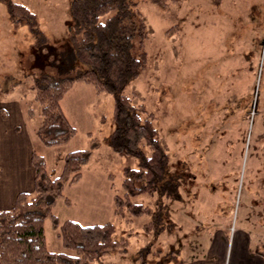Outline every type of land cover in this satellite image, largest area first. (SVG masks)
<instances>
[{
    "label": "rangeland",
    "instance_id": "374dc122",
    "mask_svg": "<svg viewBox=\"0 0 264 264\" xmlns=\"http://www.w3.org/2000/svg\"><path fill=\"white\" fill-rule=\"evenodd\" d=\"M130 1L137 4L151 35L144 44L145 68L126 94L153 115L159 140L170 156L175 192L171 201L157 197V204L147 195L132 201L163 207L164 229L145 233L142 226L150 218L133 219L127 226L114 213L123 170L137 168L138 159L108 147L114 128L110 95L99 94L85 83L74 84L60 105L75 135L59 146L47 147L32 132V147L43 158L49 178L55 179L64 155L85 150L92 139L98 140L99 147L80 179L65 183L50 208L59 224L67 220L84 227L112 223L128 238L125 251L94 264H169L205 254L194 234L207 230L209 239V224L217 216L232 210L234 222L240 220L247 201L251 209H263L264 0L220 4L185 0L166 11L150 0ZM10 2L35 15L34 31L24 22L13 24L7 9ZM69 6L70 0L0 3V84H18L4 98L34 110L32 131L40 123L39 106L29 89L32 77L72 76L80 67L69 42L73 27ZM258 224L264 230V217ZM44 236L47 251L73 255L49 218L44 221ZM260 240L264 247V234Z\"/></svg>",
    "mask_w": 264,
    "mask_h": 264
},
{
    "label": "trees",
    "instance_id": "16d2710c",
    "mask_svg": "<svg viewBox=\"0 0 264 264\" xmlns=\"http://www.w3.org/2000/svg\"><path fill=\"white\" fill-rule=\"evenodd\" d=\"M183 1L150 0L162 11ZM212 1L220 4L224 0ZM7 9L15 26L24 22L34 31L35 15L26 7L10 2ZM69 10L73 21L69 42L80 67L72 76L32 77L29 89L34 92L40 116L36 135L47 147L59 146L75 135L60 105L74 84L85 83L99 94L110 95L114 128L108 137V147L112 152L138 159L137 168L123 170L121 193L114 196V213L127 226L133 219L148 217L143 232L161 233L163 207L154 208L153 204H157V197L173 200L170 156L159 140L153 115L143 105H134L126 94L131 82L145 68L144 44L150 38V28L137 4L130 0H70ZM17 85L15 81L0 84V100L15 92ZM26 110L33 118L34 110ZM98 147V140L92 139L89 148L64 155L61 172L55 179L49 178L43 158L32 152L33 194L20 193L13 208L0 211V264H94L126 250L128 238L121 236L114 224L84 227L68 220L59 224L50 211L54 200L61 197L65 183L80 179ZM142 195L156 200L153 204L132 201ZM47 218L58 230L64 248L73 251V255L47 251L44 236Z\"/></svg>",
    "mask_w": 264,
    "mask_h": 264
},
{
    "label": "crops",
    "instance_id": "0c3cea01",
    "mask_svg": "<svg viewBox=\"0 0 264 264\" xmlns=\"http://www.w3.org/2000/svg\"><path fill=\"white\" fill-rule=\"evenodd\" d=\"M16 101L14 98L0 100V211L13 208L20 193L34 192L31 135L33 132L37 137V128L32 131L27 110ZM260 207L263 209H251L247 201L240 220L235 222L232 210L224 217L217 216V220L209 224L212 228L209 229V239L207 230L194 234L196 242L204 245L205 254L188 260L183 257L184 260L169 264H264V247L260 240L264 230L258 224V219L264 217V206ZM205 238L208 240L206 244Z\"/></svg>",
    "mask_w": 264,
    "mask_h": 264
}]
</instances>
